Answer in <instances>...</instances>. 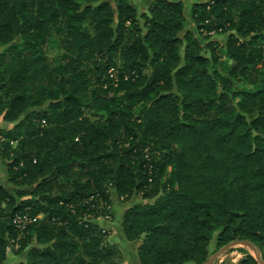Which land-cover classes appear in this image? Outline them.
Wrapping results in <instances>:
<instances>
[{"label": "trees", "instance_id": "trees-1", "mask_svg": "<svg viewBox=\"0 0 264 264\" xmlns=\"http://www.w3.org/2000/svg\"><path fill=\"white\" fill-rule=\"evenodd\" d=\"M0 48V264H120L111 198L138 264L264 252V0H0Z\"/></svg>", "mask_w": 264, "mask_h": 264}, {"label": "rangeland", "instance_id": "rangeland-1", "mask_svg": "<svg viewBox=\"0 0 264 264\" xmlns=\"http://www.w3.org/2000/svg\"><path fill=\"white\" fill-rule=\"evenodd\" d=\"M111 1V0H109ZM189 3H193L196 1H209V0H187ZM144 9V6L141 7V10ZM188 12V11H186ZM188 16V15H187ZM189 26H187L188 28ZM227 36H214L213 40H217L221 43H225ZM2 49L0 48V52ZM180 53H183V48L180 50ZM54 54V53H53ZM54 55H51L53 57ZM0 129L4 130H11L12 125H8L2 121L0 118ZM0 186L5 187L9 191H12L13 188L12 186L8 183L7 181V175H6V170L4 166L2 165V162L0 161ZM112 201L111 205L108 207H105L101 205L99 207V215L97 219L92 220L94 224L100 226L106 233H107V239L106 242L109 246L115 247L119 250V253L121 255V260L119 261L120 264H138L136 260V248L137 244L136 243H128L125 241L122 233H121V217L123 213L131 206L134 204L140 202L139 199L137 198H132L130 199L127 203H123L121 201H118L116 198H111ZM105 210H108L107 215H100L101 213H104ZM218 250L215 248L214 242H212L211 247H210V257L216 253ZM10 256H8V259L6 260V264H17L20 261H25V253L24 251L20 255H13L11 253V250L8 252ZM244 253L250 254L254 259L255 256L253 252H251L249 249L241 247V246H236L228 249L218 257H216L211 264H237L240 260H242L245 256ZM258 253L260 255L261 260L263 261L262 258H264V252L261 253L258 250ZM12 254V255H11ZM264 262V261H263Z\"/></svg>", "mask_w": 264, "mask_h": 264}, {"label": "water", "instance_id": "water-1", "mask_svg": "<svg viewBox=\"0 0 264 264\" xmlns=\"http://www.w3.org/2000/svg\"><path fill=\"white\" fill-rule=\"evenodd\" d=\"M236 246H241L244 248L249 249L251 252H253L254 256H255V260L258 264H264V262L261 260L260 255L258 253V250L252 245L250 244L248 241H233L231 243H229L228 245H226L225 247L221 248L220 250H218L216 253H214L205 264H211V262H213V260L218 257L219 255H221L222 253H224L225 251H227L228 249L232 248V247H236Z\"/></svg>", "mask_w": 264, "mask_h": 264}, {"label": "built area", "instance_id": "built-area-1", "mask_svg": "<svg viewBox=\"0 0 264 264\" xmlns=\"http://www.w3.org/2000/svg\"><path fill=\"white\" fill-rule=\"evenodd\" d=\"M113 72V70H110L109 73L111 74ZM44 124V122H42ZM37 218L31 219L28 216H18L15 218L14 220V224L16 225V227L20 230H24L25 227L28 224L33 223ZM15 248L17 249L18 246L16 245ZM11 250V247L7 248V252H9Z\"/></svg>", "mask_w": 264, "mask_h": 264}, {"label": "crops", "instance_id": "crops-1", "mask_svg": "<svg viewBox=\"0 0 264 264\" xmlns=\"http://www.w3.org/2000/svg\"><path fill=\"white\" fill-rule=\"evenodd\" d=\"M131 3L137 8L138 12L145 13L147 11V7L151 3V0H130ZM144 6V9L141 10V7Z\"/></svg>", "mask_w": 264, "mask_h": 264}]
</instances>
